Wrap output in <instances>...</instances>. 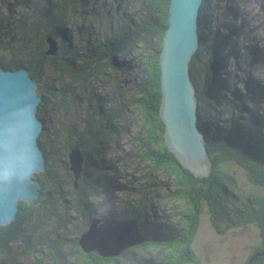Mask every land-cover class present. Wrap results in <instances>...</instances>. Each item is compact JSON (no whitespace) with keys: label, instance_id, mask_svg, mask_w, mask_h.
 Here are the masks:
<instances>
[{"label":"trees","instance_id":"obj_1","mask_svg":"<svg viewBox=\"0 0 264 264\" xmlns=\"http://www.w3.org/2000/svg\"><path fill=\"white\" fill-rule=\"evenodd\" d=\"M88 1L55 0L49 4L42 11V15L40 14L43 20L39 14L37 16L46 26L40 45L28 51L26 62L0 60V68L28 70L40 96L45 92H54L51 87L53 84L58 86L57 92H54L56 97L62 98L68 94L66 79L73 75L75 67L72 57L69 56L72 31L65 24V8L84 7ZM105 1L106 6L113 9L117 16L124 0ZM169 3L170 0H148L142 15L131 17L125 23L121 22L108 36L89 49L90 60L85 62V71L80 74L78 83L85 82L90 76H117L132 63H125L119 57L138 53L141 56L138 95L123 110L106 109V98L96 97L97 101L101 100L103 103L95 102L89 116L90 121L84 126V130H69L63 139L67 156L71 150L87 154L77 190L73 188V184L71 191L64 190V181L47 162L50 146L46 142L45 132L40 133L38 142L45 153V169L34 173L32 178L39 183V190L45 194V198L38 205L32 206L19 201L15 218L9 224L0 226V264H141L134 255L139 250L149 253L156 251L159 254V258L151 257L142 264H201L193 245L203 211L208 212L211 225L218 234H224L235 227L254 224L259 230L260 242L252 248L244 264H248L254 255L257 256L250 264H264V198L245 195L239 190L233 175L217 169L223 161H234L246 171L251 185L264 188V113L257 114L255 108L250 109L247 113L250 125L232 119L229 124L219 126L204 119L201 113L203 106L207 109L212 100L218 101L219 90L215 89L226 84L225 80L218 81L215 77L220 61L217 56L219 44L233 43V40L229 41V37L214 34L210 45H204V32L207 27L204 3L198 19V49L189 63V72L196 89V101L201 107L197 127L205 138V149L209 158L208 174L195 177L180 165L175 155L167 151L163 143L165 126L158 118L161 106L159 56L168 27ZM229 33L233 38L238 35L233 30ZM48 37L53 38L57 44V53L51 57L45 55ZM59 51H62L60 56ZM71 54L74 55L73 52ZM204 54L208 56V60L203 63L204 66L202 64L197 67L200 56ZM49 62H52L53 67L50 84L43 88L38 84ZM214 81L218 83L217 88L214 87ZM198 82L201 83L199 89ZM235 105L242 106L240 101L235 102ZM45 106L46 102L42 100L37 111V116L43 123ZM129 108L135 109L142 119L146 142L144 146L148 147L144 150V160L149 162L150 173L162 172L172 180L173 190L168 191L167 195L179 205V221L168 227L148 218L144 194L134 204L122 208L118 214L108 213L103 207L105 202L111 203L113 194L123 188L115 183L113 176L99 174L97 166L108 154L109 140L118 135L115 122ZM64 164L67 166L68 160L65 159ZM67 169L69 170V164ZM72 197L77 199V210L78 207H83L79 211L81 213L92 210L91 213L95 215L101 211L102 219L135 221L139 235L145 242L125 249L118 255L102 257L97 252L86 254L82 251L78 241L86 230H79L76 238L68 240L71 249L75 251L67 253L62 232L71 223L69 218L72 206L69 200ZM36 256L38 258L35 260Z\"/></svg>","mask_w":264,"mask_h":264},{"label":"rangeland","instance_id":"obj_2","mask_svg":"<svg viewBox=\"0 0 264 264\" xmlns=\"http://www.w3.org/2000/svg\"><path fill=\"white\" fill-rule=\"evenodd\" d=\"M54 2L55 0H0L2 62L27 61L28 51L38 47L46 33L45 24L37 16ZM106 3L105 0H89L87 6L65 8V24L72 31L69 56L75 67L73 75L66 79L69 93L62 98L56 97L54 92H57L58 86L53 84L51 87L54 92L41 95L46 102L42 132H45L46 142L50 146L47 162L64 181L65 191H71L73 184L72 174L66 170L68 164H64L67 154L63 139L69 130H84V126L90 121L89 116L95 102L103 103L101 100L97 101L96 97L106 98V109L123 110L138 95L141 79V56L138 53L119 57L125 63H132L117 76H90L83 83L77 82L80 74L85 71V62L90 60L89 49L93 44L108 36L121 22L125 23L131 17L142 15L148 0H124L117 16ZM204 9L207 15L204 45H210L214 34L229 37V41L233 40V43L219 44L217 56L220 61L215 77L218 81L225 80L226 84L215 89L219 90L218 101L212 100L207 109L203 106L201 113L207 122L219 126L229 124L232 119L250 125L247 119L250 109L255 108L257 114L264 113V0H206ZM231 30L238 35L233 38L229 35ZM60 55L62 51H59L58 56ZM199 60L197 67L208 60V56L201 55ZM51 65L52 62L46 64L43 78L38 84L43 88L50 84ZM213 83L217 88L218 83ZM198 86L199 89L200 82ZM239 101L242 105L240 107L235 105ZM200 110L197 102V114ZM115 127L118 135L109 140L108 154L99 162L97 169L99 174L113 176L115 183L123 189L113 194L111 203L103 204L105 211L118 214L122 208L134 204L144 194L148 218L165 227L178 223L179 205L167 195L168 191L173 190L172 180L162 172L150 173L149 162L144 160V150L148 147L144 146L145 130L139 113L129 108L115 122ZM217 169L233 175L239 190L245 195L264 198V188L251 185L246 171L234 161H223ZM76 201L74 197L69 200L72 206L69 218L71 223L62 232L67 253L75 251L71 249L68 240L76 238L79 230L87 231L89 219H102L101 211L95 215L91 213L92 210L79 212L83 207H78L77 210ZM259 242V230L254 224L235 227L224 234H218L211 225L208 212L203 211L193 248L201 264H244L252 248ZM134 255L141 264L151 257L159 258L156 251L149 253L139 250ZM36 258L38 256L34 257L35 260Z\"/></svg>","mask_w":264,"mask_h":264},{"label":"water","instance_id":"obj_3","mask_svg":"<svg viewBox=\"0 0 264 264\" xmlns=\"http://www.w3.org/2000/svg\"><path fill=\"white\" fill-rule=\"evenodd\" d=\"M204 1L170 0L168 27L159 56L161 106L158 118L165 126L163 143L195 177L209 172L205 138L197 127L195 87L189 72V63L198 49V19ZM46 44L45 55L54 56L56 41L48 37ZM41 101L28 70L0 68V172L12 174L10 180H0V226L15 218L19 201L32 206L45 198L39 183L32 178L34 173L45 169V153L38 142L44 128L37 116ZM86 158L87 154L78 150H71L67 156L75 190ZM139 233L132 220L92 219L78 244L86 254L97 252L108 257L144 243ZM256 256H252L248 264Z\"/></svg>","mask_w":264,"mask_h":264},{"label":"clouds","instance_id":"obj_4","mask_svg":"<svg viewBox=\"0 0 264 264\" xmlns=\"http://www.w3.org/2000/svg\"><path fill=\"white\" fill-rule=\"evenodd\" d=\"M11 175L9 172L7 171H4V172H0V180H3V181H8L11 179Z\"/></svg>","mask_w":264,"mask_h":264},{"label":"flooded vegetation","instance_id":"obj_5","mask_svg":"<svg viewBox=\"0 0 264 264\" xmlns=\"http://www.w3.org/2000/svg\"><path fill=\"white\" fill-rule=\"evenodd\" d=\"M110 13V12H109Z\"/></svg>","mask_w":264,"mask_h":264}]
</instances>
